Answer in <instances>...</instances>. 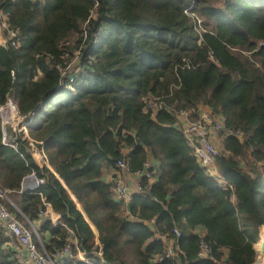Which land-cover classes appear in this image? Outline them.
I'll use <instances>...</instances> for the list:
<instances>
[{
	"label": "trees",
	"instance_id": "trees-1",
	"mask_svg": "<svg viewBox=\"0 0 264 264\" xmlns=\"http://www.w3.org/2000/svg\"><path fill=\"white\" fill-rule=\"evenodd\" d=\"M0 12L15 34L0 45V105L13 97L52 167L37 163L22 133L10 130L16 148L4 144L0 119V189L23 219L37 221L48 204L60 215L64 225L44 219L38 228L51 256L71 246L65 264L257 262L264 0H0ZM201 105L224 119L225 185L205 172L180 125ZM151 159L156 180L142 178L130 203L117 200L107 173L120 160L142 172ZM30 174L45 184L22 191ZM176 227L183 253L154 262ZM6 242L0 230V264H20Z\"/></svg>",
	"mask_w": 264,
	"mask_h": 264
},
{
	"label": "built area",
	"instance_id": "built-area-1",
	"mask_svg": "<svg viewBox=\"0 0 264 264\" xmlns=\"http://www.w3.org/2000/svg\"><path fill=\"white\" fill-rule=\"evenodd\" d=\"M186 12L189 15H192L195 20L198 21L200 26L198 31H201V18L198 15L190 12V10H187ZM4 26L6 28V24H4ZM9 35L11 37L15 36L14 33H9ZM9 108L17 111L19 117L17 105L12 97H9L5 104L0 105L3 143L16 148L14 144H11L12 142L10 137L9 140L7 139L6 130L3 125L2 117ZM182 114H188V112H183ZM19 118L20 119L18 120V123L12 130L16 133H22L24 135V139L28 138L30 140L29 151L32 153L34 159L41 167L47 166L51 169L52 167L49 163L46 151L43 147H39L38 142L34 141L29 135V122H25V119H22L21 117ZM224 128L225 123L223 117L214 115L212 112L208 111L203 112L199 116L198 120L189 121L183 130L190 145L194 148L195 156L197 157L200 165L205 169V172L225 185L226 181L217 168V157L219 155V150L210 139L211 134H218L223 131ZM153 167H155V163L151 159L145 164V169L142 172L135 173V175L138 177V184L136 190L132 191L126 180V173H130L128 162L125 160H120L117 163V169L114 172L115 175L111 178L115 198L127 204L130 203L134 194L141 192L140 182L142 178H147L150 182H154L156 180L155 171L152 170ZM43 184H45L44 179H38L35 174H30L23 181L22 191H33L38 189ZM5 200L13 204L12 201L0 189V230H2L4 233L5 239L7 241L6 243L14 247L20 264H65L73 261L74 255L72 253L73 251L71 246H68L63 252L56 255L55 257L51 256V254H49L44 248L41 234L39 233V230L35 226L34 222L23 219L17 214L13 213L5 203ZM49 208L52 209V207L48 204L47 208L40 212L39 219L37 220L39 223H42L44 219L48 218L47 216L49 215ZM58 224L64 225L60 219H58L56 225ZM149 224L152 225L153 221ZM174 233L175 236L171 238L166 236L161 237V239L166 243V251L164 255L156 256L153 259L154 262L163 261L165 257L174 259L183 253L180 247L177 246V241L182 236V233L177 227L174 229ZM210 252L211 249L208 243L202 241L200 243L199 258H209ZM83 260L89 262L88 258Z\"/></svg>",
	"mask_w": 264,
	"mask_h": 264
},
{
	"label": "rangeland",
	"instance_id": "rangeland-1",
	"mask_svg": "<svg viewBox=\"0 0 264 264\" xmlns=\"http://www.w3.org/2000/svg\"><path fill=\"white\" fill-rule=\"evenodd\" d=\"M5 22H6V19H5L4 14L2 12H0V40H2V43H0V45H6L8 43V41L10 40V38H12L9 34L6 33V28L4 26ZM158 104L159 103L156 102V103L150 104V106L153 108H156ZM188 114H189V119H190V113L188 112ZM19 117H18L17 111H15L12 108L7 109L6 112L4 113L3 117H2L3 118V125L5 127L8 140L10 137V129H13L15 127V125L18 123V120L20 119ZM198 119H199V117H198ZM179 121H180V125L183 128L189 122V121L188 122H186V121L182 122L180 119H179ZM191 121H196V120H191ZM218 136H219V133L218 134L213 133L210 135V139L213 142V144L217 147V149L219 150V153H220L221 152V145H220V143L217 142ZM244 165H245V167H248V163L246 160H244ZM260 241H264V227L261 228L260 240L255 244L257 252H258V259H257L256 264H261V263L263 264L264 263V262H262V260H264V256H263L264 253L262 252L261 247H257V244Z\"/></svg>",
	"mask_w": 264,
	"mask_h": 264
},
{
	"label": "crops",
	"instance_id": "crops-1",
	"mask_svg": "<svg viewBox=\"0 0 264 264\" xmlns=\"http://www.w3.org/2000/svg\"><path fill=\"white\" fill-rule=\"evenodd\" d=\"M0 43H2V40H0ZM210 110V108L208 106H205V105H201L200 108H199V116L203 113V112H208ZM179 119L184 122H188L190 119H189V114H181L179 116ZM191 121V120H190ZM217 142L220 143L221 145V142H222V139L220 138V136L217 137ZM52 169V168H51ZM112 178V171H109L107 173V175L105 176V179L107 181H110ZM126 180L128 182V184L130 185L132 191H135L136 190V187H137V184H138V177L135 175V174H132V173H126ZM48 218L46 219H50L54 225H56L58 219H60V215L55 213L53 209L49 208V215L47 216ZM44 221V220H43ZM34 224L37 228H39L41 226L42 223H39V221H34ZM95 232L97 233V231L95 230ZM200 233H204V230L200 229L199 230ZM76 243V242H75ZM256 248V246H255ZM262 250V249H261ZM80 258L83 260L85 259L86 257L79 255ZM264 256V255H263ZM262 262H264V260H262ZM103 264V262H102ZM262 264V263H261ZM264 264V263H263Z\"/></svg>",
	"mask_w": 264,
	"mask_h": 264
},
{
	"label": "water",
	"instance_id": "water-1",
	"mask_svg": "<svg viewBox=\"0 0 264 264\" xmlns=\"http://www.w3.org/2000/svg\"><path fill=\"white\" fill-rule=\"evenodd\" d=\"M26 121H28V118L25 119V122H26ZM261 249H262V252H264V243L262 244Z\"/></svg>",
	"mask_w": 264,
	"mask_h": 264
},
{
	"label": "bare ground",
	"instance_id": "bare-ground-1",
	"mask_svg": "<svg viewBox=\"0 0 264 264\" xmlns=\"http://www.w3.org/2000/svg\"><path fill=\"white\" fill-rule=\"evenodd\" d=\"M264 253V252H263Z\"/></svg>",
	"mask_w": 264,
	"mask_h": 264
}]
</instances>
